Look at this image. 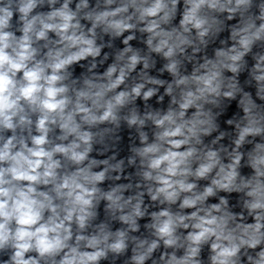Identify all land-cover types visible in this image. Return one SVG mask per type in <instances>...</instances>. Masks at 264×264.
<instances>
[{"label":"clouds","instance_id":"obj_1","mask_svg":"<svg viewBox=\"0 0 264 264\" xmlns=\"http://www.w3.org/2000/svg\"><path fill=\"white\" fill-rule=\"evenodd\" d=\"M0 264H264V0H0Z\"/></svg>","mask_w":264,"mask_h":264}]
</instances>
